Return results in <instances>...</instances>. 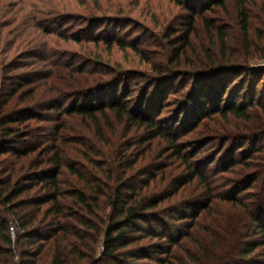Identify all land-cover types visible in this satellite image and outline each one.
Masks as SVG:
<instances>
[{"label":"rangeland","instance_id":"obj_1","mask_svg":"<svg viewBox=\"0 0 264 264\" xmlns=\"http://www.w3.org/2000/svg\"><path fill=\"white\" fill-rule=\"evenodd\" d=\"M208 1L205 0V3ZM181 2L179 5L169 0H0V30L3 33L0 46L8 50L4 56L10 61L7 75L17 78L8 83H23V89L6 104L4 111L34 108L40 115L24 123L13 124L21 132L20 137L12 136L13 139L17 137L18 141L14 142V147L20 149L33 145L38 148L37 151L22 158L7 152L0 156L2 168L23 167L20 173L30 175L37 171L40 163L44 164L38 170L52 167L50 160L58 151L61 163L65 165L63 175L59 176L63 191L83 189L84 184L78 182L77 177L67 169L72 166L88 178L94 173L100 178L104 171L108 176V169H113L114 175L107 180L110 186L106 187L105 192L110 193L111 189L116 188L118 177L125 174L124 178L129 177V185L134 184L136 190L142 192L141 197L171 193L174 189L172 181L180 176L185 166L163 139L149 140V131L130 121L119 122L116 114L109 110H106L105 115L96 114L94 119L77 113H64L61 109L46 110L48 102L55 96L67 98L64 101L67 102L65 111L74 104L89 105L93 97H98L101 92L106 93L108 101L117 86L111 79L120 77L122 70L126 73L124 81L131 93L130 105L136 110L147 92L143 109L151 105L155 107L159 90L170 88L172 93L163 104L160 119L179 142L186 144L184 153H192L200 142L215 133L213 131L218 126L229 128L238 138L230 139L222 153L230 152L235 141L243 143L242 139L251 132L248 127L250 123L231 118L229 122L218 120L215 124L217 116H213L214 120L208 117L186 129L181 122L176 125V117L180 109L186 111L192 99L193 72L200 71L199 68L209 63L206 49L215 61L221 57L217 28L226 31V53L227 59L232 61L230 64L247 65L254 71L264 68V2L259 0L247 6L248 39L244 38L239 9L232 0H225L224 7L216 4L203 11L197 7L195 0ZM189 7L196 10L198 15L189 42L177 60L174 54L183 45L180 38L186 30ZM42 25L49 32L42 30ZM111 38H121L126 45L129 44L127 52L123 53L116 45L108 52L105 41ZM131 45H137L142 54L135 53ZM55 61L63 65L54 68ZM228 75L230 89L240 81V77ZM27 80L31 83L25 84ZM199 83H205V80L201 79ZM248 86L240 94L238 102L248 99L245 97ZM122 87H119V94H122ZM8 89L10 87L4 90L6 95ZM143 109L141 112L144 114ZM258 111L260 117L263 111ZM221 133L226 134L223 131ZM221 139L209 143L203 149L202 156L216 153L220 149ZM252 140L244 142L248 153L251 152ZM257 143L258 146L264 145V138H259ZM235 156L239 157V152ZM255 156L261 157L262 154L255 153ZM258 161L264 168V161L260 158ZM94 164L104 171L96 170ZM211 167V178L223 176L228 180L236 179L234 174H217L219 166ZM147 179L153 180L145 186L143 182ZM226 182L218 181L216 184L220 188ZM23 185H31V182H21L20 186ZM235 186L221 187L217 191L226 194L233 191ZM195 187L191 185L186 188L187 198L195 197ZM49 191V187L37 184L18 199L30 200ZM108 198V195L100 198L95 215L89 216L92 223L100 226L101 219L107 217L110 209ZM65 201L70 202V198ZM174 203L166 201L148 213H156L164 221L160 229H166V233L176 238L179 231L183 230L181 226L190 219L181 218V207L178 208L180 213L175 214L172 209ZM215 203L216 206L227 204L223 200ZM49 205H44L42 212ZM250 234L251 238L260 237L254 226ZM148 242L146 240L143 244ZM150 243H157V240H151ZM193 245L196 246V243ZM262 249L259 248L257 252ZM103 252V236H100L95 244V261L105 259ZM110 263V260L105 259L99 264Z\"/></svg>","mask_w":264,"mask_h":264},{"label":"trees","instance_id":"obj_2","mask_svg":"<svg viewBox=\"0 0 264 264\" xmlns=\"http://www.w3.org/2000/svg\"><path fill=\"white\" fill-rule=\"evenodd\" d=\"M169 1L179 5L182 3L181 0ZM190 1L193 0H188ZM195 1L202 11L216 4L225 6V0H210L208 3H205V0ZM232 1L239 9L242 33L244 38L248 39L247 6L259 0ZM197 15L196 10L188 8L186 30L180 38L183 45L174 54L177 60L189 42ZM40 28L49 32L43 25ZM217 30L222 48L221 57L215 61L206 49L209 63L205 64L204 68H199L200 71L193 72L192 99L186 111L179 110L176 125L181 122L189 129L191 125L196 126L205 118L211 117L214 120L213 116H217L215 124L218 120L229 122L231 118L244 121L251 124L248 126L251 132L242 139L243 143L238 144L235 141L230 152L222 153L230 139L238 138L229 128L218 126L213 131L215 133L200 142L192 153H184L186 144L179 142L176 135L168 130L160 119L163 104L172 93L170 88L159 90L156 108L151 105L143 109L147 92L137 111L130 105L131 93L124 81L126 73L123 70L120 77L111 79L117 86L108 101L106 93L101 92L98 97H93L89 105L74 104L65 111L67 102L64 101L67 98L55 96L48 102L47 111L61 109L64 113H77L92 119L96 118V114L105 115L106 110L112 111L119 122L130 121L149 131V140L161 138L166 141L185 169L172 181L174 189L171 193L141 197L142 192H138L134 184L129 185V177L124 178L125 174L118 177L116 188L111 189L110 193L105 192L106 187L110 186L107 180L114 175V170L108 169L107 176L98 164L93 167L104 171L100 178L96 173L88 178L74 167H68L70 173L84 186L83 189L63 191L59 176L63 175L65 165L61 163L58 151L50 160L52 167L38 170L44 164L40 163L37 171L30 175L20 173L23 167L2 168L0 165V264H99L105 259L110 260V264H138L141 261L144 262L141 264H264V168L258 161L259 158L264 161V145H257L259 138H264V68L254 71L247 65L230 64L232 61L227 59L226 53V31L221 27ZM2 35L0 30L1 38ZM105 44L108 52L114 45L123 53L129 48V44L126 45L121 38L107 39ZM130 48L135 53L142 54L137 45H131ZM5 54H8V50L0 46V156L11 152L12 155L22 158L38 148L33 145L20 149L14 147L17 137L13 139L12 136L20 137L21 132L13 124H21L32 118H39L40 115L34 108L4 111L6 104L23 89V83H8L17 78L7 75L10 61L6 60ZM54 65V68H58L63 64L55 61ZM228 74L240 77V81L230 89ZM201 79L205 80V83L200 84ZM30 83L29 80L25 82ZM247 84L249 86L245 97H248V102H238ZM120 86H123L122 94L118 93ZM7 87L10 89L6 95L4 90ZM207 88L208 91H205ZM258 110L263 111L260 117ZM222 131L226 134L223 135ZM217 139H221L220 149L213 155L202 156L203 149ZM251 140V152L248 153L244 142ZM236 152H239V157L235 156ZM255 153L262 156H255ZM213 165L220 167L217 174H234L236 179L228 180L223 176L211 178L209 174ZM152 180L147 179L143 183L148 186ZM225 180L227 182L220 188L236 185L234 192L228 191L225 194L217 191L220 188L216 182ZM21 182H31V185L20 186ZM34 184H42L51 191L30 200H19L23 193L36 186ZM191 185H196L193 190L195 197L187 198L185 190ZM105 195L109 196L110 209L107 217L101 219L99 226L92 223L89 216L95 215L100 198ZM66 198H70V202L65 201ZM218 200L227 204L216 206L215 202ZM166 201H175L172 205L175 214L180 213L178 208L181 207V218L190 219L181 226L183 230L179 229L180 234L176 238L166 233V229H160V224H164V221L156 213H148ZM47 204H50L48 209L42 212V207ZM148 220L151 222L147 223ZM252 226L260 235L257 239L250 237ZM100 236H103L105 259L95 261V244ZM155 239L157 243H150ZM146 240L149 242L143 244ZM259 248H263L261 252H257Z\"/></svg>","mask_w":264,"mask_h":264},{"label":"built area","instance_id":"obj_3","mask_svg":"<svg viewBox=\"0 0 264 264\" xmlns=\"http://www.w3.org/2000/svg\"><path fill=\"white\" fill-rule=\"evenodd\" d=\"M13 235H15V233L13 232ZM18 258V257H17Z\"/></svg>","mask_w":264,"mask_h":264}]
</instances>
